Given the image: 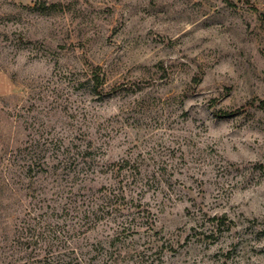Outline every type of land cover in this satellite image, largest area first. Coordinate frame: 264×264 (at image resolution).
I'll return each mask as SVG.
<instances>
[{
  "label": "rangeland",
  "instance_id": "rangeland-1",
  "mask_svg": "<svg viewBox=\"0 0 264 264\" xmlns=\"http://www.w3.org/2000/svg\"><path fill=\"white\" fill-rule=\"evenodd\" d=\"M261 102L264 0H0V264H264Z\"/></svg>",
  "mask_w": 264,
  "mask_h": 264
},
{
  "label": "trees",
  "instance_id": "trees-1",
  "mask_svg": "<svg viewBox=\"0 0 264 264\" xmlns=\"http://www.w3.org/2000/svg\"><path fill=\"white\" fill-rule=\"evenodd\" d=\"M95 78H96L95 81H96V84H97L96 87L97 88L101 87L103 85V82L101 81L99 74H96ZM260 106L264 108V102H261Z\"/></svg>",
  "mask_w": 264,
  "mask_h": 264
}]
</instances>
